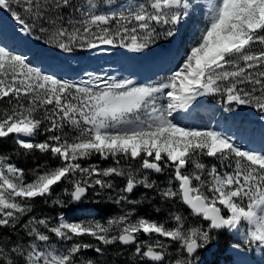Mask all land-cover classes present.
<instances>
[{"label": "snow or ice", "instance_id": "1", "mask_svg": "<svg viewBox=\"0 0 264 264\" xmlns=\"http://www.w3.org/2000/svg\"><path fill=\"white\" fill-rule=\"evenodd\" d=\"M97 7L94 0L86 5L74 0H0V10L11 14L22 32L38 30L64 52L102 45L142 52L161 37H173L191 5L189 0H144L110 14L98 13ZM207 8L206 26L178 70L155 86L93 74L72 83L44 74L25 56L0 47V101L8 104L0 110V139L15 134L18 149L50 153L59 160L56 166L32 169L27 181L24 170L0 154V229L17 230L33 211L30 202L42 198L47 203L61 181L71 185V191L65 189L70 201L79 202L89 189L96 196L115 190V177L125 180L115 204L138 203L129 199L137 187L156 189L162 200H179L207 226H186V218L177 212L170 213L171 227L143 216L133 219L131 211L106 223L69 222L61 215L53 224L33 216L22 225L32 242L27 247L19 242L0 246V264H78V254L93 249L81 241L85 236L106 247L134 246L131 255L150 264H164L169 247L165 240L178 242L184 255L174 264H196L198 249L217 238L214 231L238 230L242 224L247 226L242 233L246 240L264 247V152L244 150L219 131L179 126L184 117L175 115L198 97L216 94L228 105L253 106L264 114V0H207ZM158 26L164 31H157ZM45 133L43 141H33ZM93 155L112 164L101 168L79 162ZM204 157L216 163L209 166ZM166 170L168 186L159 188L149 175ZM49 233L65 246H52ZM140 234L151 242L138 241ZM93 250L104 254L100 247Z\"/></svg>", "mask_w": 264, "mask_h": 264}, {"label": "rangeland", "instance_id": "2", "mask_svg": "<svg viewBox=\"0 0 264 264\" xmlns=\"http://www.w3.org/2000/svg\"><path fill=\"white\" fill-rule=\"evenodd\" d=\"M74 2L79 5H86L87 0H74ZM94 2L97 3L96 11L98 13L110 14L121 10L126 11L130 3H140L144 2V0H94ZM189 3L191 5L188 10L189 15L183 18L181 23L175 27V35L169 38L161 37L139 53L129 52L126 49L120 51L119 47L107 45L99 46L96 49L75 48L71 52H64L49 42L47 37L41 36L38 30L32 35L22 32L20 26L14 21L9 12H2L4 15H0V47H5L8 50L9 44L24 46L21 49L15 47L14 49H18L15 50V53L25 56L33 67L38 68L44 74L54 75L56 78L68 80L72 83L79 84L83 79L88 78V74H93L116 80L131 79L136 86H155L165 82L174 71L178 70L187 51L199 36L200 31L206 26L208 19L207 0H189ZM64 11L66 14L68 10ZM21 15H23L22 12ZM76 15L79 17L78 13ZM111 26H115V21L112 22ZM157 31H164V26H158ZM37 36H41V39H37ZM44 44L50 47L49 51L43 50ZM161 103H166V101H161ZM213 107L212 104L205 101V96L198 97L186 111L175 114L179 117H184V119L179 120V126H187L201 131L209 129L219 131L224 135L230 136L234 143L244 150L258 153L264 151V148H262L264 147V114L253 106H245L243 109H238L235 121L232 122L231 116L216 112ZM242 121H244V124L239 125ZM232 125H238L239 127L231 128L230 126ZM11 135L14 141L15 134ZM37 138L38 136L36 135L33 141L38 142ZM258 147L262 148L263 151L258 150ZM127 163L122 160V164L125 167H127ZM132 163L133 166L138 164V162ZM111 164L112 161L110 159L103 167ZM157 175H159L158 181L153 179L154 174H150L149 178L152 177L151 180H155L159 188L167 187L170 171L166 170L164 173ZM111 179L115 190H108V196L111 197V200H114L119 194V189L123 187L125 180L120 177ZM175 184L176 182L173 181V186ZM66 185L71 189V185L68 182ZM136 191L141 194V197L145 194L142 186L137 187ZM152 193L154 194V192ZM158 199L157 204L161 206L156 207L158 212L154 214H151L150 211L141 214L138 207L127 203L121 204L118 209L124 212H133V219L143 216L152 220L166 222L170 227L174 226L170 213L177 212L186 218V226H207V222L203 221L202 218L193 216L189 210L186 211L179 200L166 201L162 200L161 197ZM95 201L97 202L98 199ZM152 201H154V198L150 199L151 203ZM162 203L166 204L165 208H163ZM81 207H68L61 215L69 222L95 219L101 223H106L109 219L105 220L104 215L97 210ZM154 209V207L151 208L152 211ZM124 212H119L115 216L122 215ZM156 215L158 216L155 217ZM115 216L113 215L110 218ZM38 218L49 219L53 224L58 222V218L54 221L49 214L39 215ZM41 230L44 231V229ZM246 230L247 226L242 224L238 230L224 229L218 233L214 231L213 235L217 238L208 246L198 249L196 264H264V247L258 243L248 242L245 236L242 235ZM49 235V243L52 246L56 248L65 246L54 235L50 233ZM223 235L230 237L228 245L224 244L227 239L221 238ZM80 239L84 243L93 245V249L95 247L104 249V254L100 255L93 249L82 250L77 257L78 264L80 260L85 262L93 260L97 264H150L149 261L140 256H132L131 253L134 248L119 250L121 246L118 243L106 247L100 245L91 237L85 236ZM138 239V241L151 242L143 234H140ZM154 239L156 237H152V240ZM164 242L169 245L164 264H174L177 258L183 257L184 254L178 251V242L167 240ZM37 243L41 248L45 247L42 242ZM24 246L27 247L26 245Z\"/></svg>", "mask_w": 264, "mask_h": 264}, {"label": "trees", "instance_id": "3", "mask_svg": "<svg viewBox=\"0 0 264 264\" xmlns=\"http://www.w3.org/2000/svg\"><path fill=\"white\" fill-rule=\"evenodd\" d=\"M208 102H212L217 104L221 108H225V110L233 112L234 105H227L224 103V98L219 95H208L207 99ZM8 107V104L6 101H0V110L6 109ZM39 113L37 116L39 117ZM44 127V126H43ZM43 127L41 128V131H43ZM65 131H68L66 128ZM47 133L44 135L37 134L38 138L37 141L41 142L46 138ZM0 154H6L7 156L10 157L9 162L13 163L17 167L21 168L24 170L26 173V180L30 181L32 179L31 175L29 173L31 172L32 169H35L39 167L40 165L47 164L49 167L56 166L59 164L58 159L52 158L50 153H40L38 151H33V152H28L25 153L23 150L18 149V147L15 145L12 135L10 134L6 138L0 139ZM206 163L211 166V164L216 163L215 160L212 158H203ZM110 160V159H109ZM109 160H101L98 155H93L89 160H82L79 161L83 166H88L89 164H95L99 167L105 166V164L108 163ZM191 170V166H189ZM115 181V180H114ZM116 182V181H115ZM66 181H61L59 184L54 186L53 190V195L48 199V202L45 203L42 198H36L35 201H31L33 205V211L29 213L27 216L23 217L21 220L20 225L17 226V230H11L8 228L0 229V246L7 245L8 247H11L13 243L19 242L22 245H28L31 241L32 238L28 237L25 233V231L22 228V225L24 223H27L28 219L30 217H36L39 219V215L43 214H49V216L53 217L54 221L57 220L58 216L61 215L65 210L68 209V207H74V206H82V207H90L96 209L100 214H103L104 216H107L106 218H110L111 216L117 215L119 212H124L121 209H118L120 205H115L113 200H111V197L108 196V190H105L101 193L100 196L95 195V190L91 189L87 196L82 199L78 203H73L70 201V197L65 195V189H70L68 185H66ZM98 190V186H97ZM145 194L143 197H141V194L139 192L133 191V195L129 196V199L135 200L138 203L134 204L136 207L139 209V213L143 214L145 212H149L154 214L157 211L158 206H161L157 204L158 198H155V195H158V192H155L152 190H147L144 189ZM154 192V194L152 193ZM59 198L61 201H63V204H54L53 200ZM154 198V201L152 203L150 202V199ZM19 199V198H17ZM98 201L96 202L95 200ZM132 206V205H130ZM163 208L166 207V204L162 203ZM154 207L155 209L152 211L151 208ZM162 210V209H161ZM187 211V209L185 208ZM156 215L155 217H157ZM191 216V215H190ZM44 218V217H43ZM42 218V219H43ZM221 238L227 239V241L224 243L225 245L229 243V237L226 235H223ZM122 249H133L132 247L130 248H122Z\"/></svg>", "mask_w": 264, "mask_h": 264}, {"label": "flooded vegetation", "instance_id": "4", "mask_svg": "<svg viewBox=\"0 0 264 264\" xmlns=\"http://www.w3.org/2000/svg\"><path fill=\"white\" fill-rule=\"evenodd\" d=\"M150 174H151V173H150ZM150 179H151V178H150ZM135 190H136V189H135ZM135 190H134V191H135ZM131 195H133V194H132V193L129 194V196H131ZM158 196H159V195L156 194V195H155V198H158ZM138 240H139V239H138Z\"/></svg>", "mask_w": 264, "mask_h": 264}, {"label": "water", "instance_id": "5", "mask_svg": "<svg viewBox=\"0 0 264 264\" xmlns=\"http://www.w3.org/2000/svg\"><path fill=\"white\" fill-rule=\"evenodd\" d=\"M1 12H5L4 10H0ZM47 49V47H45Z\"/></svg>", "mask_w": 264, "mask_h": 264}, {"label": "bare ground", "instance_id": "6", "mask_svg": "<svg viewBox=\"0 0 264 264\" xmlns=\"http://www.w3.org/2000/svg\"><path fill=\"white\" fill-rule=\"evenodd\" d=\"M119 67V66H118ZM125 70V69H124ZM111 71V70H110ZM108 76V75H107Z\"/></svg>", "mask_w": 264, "mask_h": 264}]
</instances>
